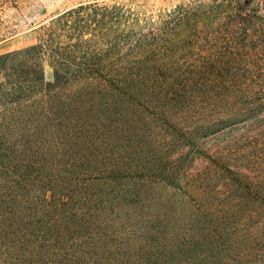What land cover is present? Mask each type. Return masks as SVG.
<instances>
[{"label": "trees", "instance_id": "16d2710c", "mask_svg": "<svg viewBox=\"0 0 264 264\" xmlns=\"http://www.w3.org/2000/svg\"><path fill=\"white\" fill-rule=\"evenodd\" d=\"M22 1L0 0V22ZM140 1L82 0L34 26L23 37L31 45L0 54V264H197L182 160L143 149L136 129L238 125L263 111L264 99L231 107L238 98L213 92L240 86L234 75L259 47L248 37L264 43V27L242 43L233 26L247 32L252 23L230 11L247 17V5L212 0L155 13ZM197 23L216 33L201 64L192 61Z\"/></svg>", "mask_w": 264, "mask_h": 264}, {"label": "rangeland", "instance_id": "374dc122", "mask_svg": "<svg viewBox=\"0 0 264 264\" xmlns=\"http://www.w3.org/2000/svg\"><path fill=\"white\" fill-rule=\"evenodd\" d=\"M80 1L23 0L18 8L5 9L1 14L0 35L13 36L7 39H11L8 43L0 42V54L31 45L32 40L23 37L34 26L48 23L53 16ZM232 1L236 7L242 4L250 9L249 17L238 10L230 11L237 20L247 18L252 23L247 32L243 23L233 26L234 37L243 43L246 34L263 30L264 0ZM189 2L212 0H141L139 3L148 12L156 13ZM254 8L259 10L251 11ZM202 29L207 32V40L203 42L204 34L199 33ZM196 30L192 61L201 64L204 57H212L215 26L197 23ZM248 38L247 44L259 47L248 52L246 63L234 75L242 82L240 86L231 87L230 91H212L228 94L231 100L238 98V103L230 104L231 107L264 99V49L261 47L264 43L260 44L259 40L256 43L250 35ZM45 76L48 81L54 80V68L48 62ZM200 127L225 129L206 137L199 131L189 138L190 131ZM135 136L143 149L182 160L181 181L185 190L191 192V206L197 209V218L190 225L191 251L198 257L197 264L200 257H206L208 264H264V110L246 113L238 125H143L136 129ZM160 162L166 165L161 158ZM164 195L167 199L170 196ZM204 210L207 219L202 220Z\"/></svg>", "mask_w": 264, "mask_h": 264}]
</instances>
